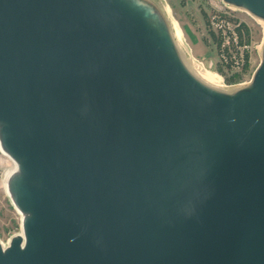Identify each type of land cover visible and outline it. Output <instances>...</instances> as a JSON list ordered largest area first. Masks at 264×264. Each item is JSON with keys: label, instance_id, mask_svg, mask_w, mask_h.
Returning <instances> with one entry per match:
<instances>
[{"label": "water", "instance_id": "obj_1", "mask_svg": "<svg viewBox=\"0 0 264 264\" xmlns=\"http://www.w3.org/2000/svg\"><path fill=\"white\" fill-rule=\"evenodd\" d=\"M154 8L0 0V143L26 214L0 264H264V42L249 86L217 93Z\"/></svg>", "mask_w": 264, "mask_h": 264}, {"label": "rangeland", "instance_id": "obj_2", "mask_svg": "<svg viewBox=\"0 0 264 264\" xmlns=\"http://www.w3.org/2000/svg\"><path fill=\"white\" fill-rule=\"evenodd\" d=\"M162 9L179 26L191 56L218 74L225 86L246 83L260 62L258 46L263 40L261 25L245 12L218 9L215 0H148ZM10 162L0 154V244L20 230V216L4 193L2 181Z\"/></svg>", "mask_w": 264, "mask_h": 264}, {"label": "bare ground", "instance_id": "obj_3", "mask_svg": "<svg viewBox=\"0 0 264 264\" xmlns=\"http://www.w3.org/2000/svg\"><path fill=\"white\" fill-rule=\"evenodd\" d=\"M231 8L236 9L234 7H231ZM238 10L245 12L247 15H249L251 18H253L256 22H258L261 25V27L263 29V40H262L261 44L258 46V52H259V54H261L262 46H263V42H264V18L252 16L249 14V12H247V10L242 9V8H238ZM155 11L157 12V18L154 22H156L163 29V31L167 34V36L169 37L171 44H172L174 54H175L176 58L178 59L179 63L186 70V72H188L201 85H203L206 88H209V89H211L217 93H221L224 95H231V94L237 92L238 90L246 88L249 86V84H250L249 81L246 83H239V84H235V85L225 86L222 83V80L218 74L206 69L202 63L195 60L191 56L190 49L187 47V45L183 41L182 33H181L179 26L177 25L176 21L169 14L168 6L165 4L162 6V10L158 11L155 9ZM0 154L2 156H4L11 164V167L4 174L2 186H3L4 193L13 202V196H12V191H11V179L19 171L18 164L2 148L1 143H0ZM14 209L17 211V213L20 216V230H19L18 234L15 236L23 237L21 224H22V220L26 216V214L23 213L22 211H19L15 207H14ZM10 239H9V241H10ZM7 245H8V243H7ZM1 247L4 249L6 247V245L1 244Z\"/></svg>", "mask_w": 264, "mask_h": 264}, {"label": "built area", "instance_id": "obj_4", "mask_svg": "<svg viewBox=\"0 0 264 264\" xmlns=\"http://www.w3.org/2000/svg\"><path fill=\"white\" fill-rule=\"evenodd\" d=\"M217 1V4H215V6L218 8V9H221L220 8V4H222L224 6V8H228V9H231L230 7H228L227 5H225L221 0H215Z\"/></svg>", "mask_w": 264, "mask_h": 264}]
</instances>
